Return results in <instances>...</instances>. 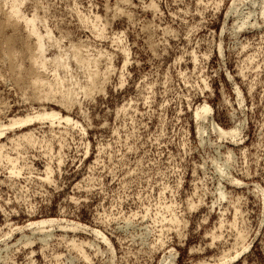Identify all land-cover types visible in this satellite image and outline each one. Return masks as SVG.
I'll return each mask as SVG.
<instances>
[{
	"label": "rangeland",
	"instance_id": "374dc122",
	"mask_svg": "<svg viewBox=\"0 0 264 264\" xmlns=\"http://www.w3.org/2000/svg\"><path fill=\"white\" fill-rule=\"evenodd\" d=\"M50 109L0 135V264H264V0H0V123Z\"/></svg>",
	"mask_w": 264,
	"mask_h": 264
},
{
	"label": "bare ground",
	"instance_id": "6f19581e",
	"mask_svg": "<svg viewBox=\"0 0 264 264\" xmlns=\"http://www.w3.org/2000/svg\"><path fill=\"white\" fill-rule=\"evenodd\" d=\"M3 4V3H2ZM14 7L15 6H13L12 8V10L10 11V13H8V14H10V15H7V17H11V16H17V13H16V7H15V9H14ZM4 11V10H3ZM7 12V11H6ZM18 12V11H17ZM15 13H16V15H15ZM6 17V18H7ZM19 18V17H18ZM32 21H34L33 20V18H30V19H27V23L26 24H28V23H31ZM9 21H7L6 23H8ZM13 22V21H12ZM21 22V21H20ZM26 22V21H25ZM256 23V22H255ZM25 24V23H24ZM29 25V24H28ZM31 25V24H30ZM32 26V25H31ZM33 27V26H32ZM4 28V27H3ZM33 29H34V27H33ZM32 30V29H31ZM34 31L35 30H33L32 32L34 33ZM32 33V34H33ZM36 33V32H35ZM34 33V34H35ZM47 33V32H46ZM35 36V35H34ZM37 38H36V40L37 41H34V42H36V45H38L39 43H40V38H39V35H38V33H37ZM41 36V35H40ZM14 37V36H13ZM16 37V36H15ZM16 39V38H15ZM30 39V38H29ZM8 42H15L14 41V38L12 39V37H9L8 39H6ZM17 42V41H16ZM39 42V43H38ZM40 45V44H39ZM42 45H40V46H37V47H41ZM35 47V46H34ZM36 47V48H37ZM12 47H10L8 50H7V55L8 56H14L13 54H14V51L15 50H12L11 49ZM32 49V48H31ZM38 49V48H37ZM36 49V50H37ZM30 50V49H29ZM39 50H40V48H39ZM39 50H37V52L39 51ZM17 51V50H16ZM16 51H15V53H16ZM34 51V50H33ZM29 52V51H28ZM40 52H41V50H40ZM24 53V52H23ZM32 53V52H31ZM30 53V55H32ZM29 54V53H28ZM37 54V53H36ZM16 55H17V53H16ZM38 55V54H37ZM36 55V56H37ZM7 56V57H8ZM36 56H34V57H36ZM40 56H42V55H40ZM39 55H38V57H40ZM97 56V55H96ZM5 57H6V54H5ZM6 57V58H7ZM9 57V58H10ZM29 57V56H28ZM31 57H33V55L31 56ZM30 58V57H29ZM28 58V59H29ZM43 58V57H42ZM61 58V57H60ZM4 59V58H3ZM34 59V58H33ZM46 58H44V60H45ZM93 59V58H92ZM43 60V61H44ZM94 60V59H93ZM33 60H31V62H32ZM35 61V60H34ZM42 61V60H41ZM53 61V60H52ZM30 62V61H29ZM62 62H64V61H62ZM58 63V62H57ZM65 63V62H64ZM33 64H35V62H33ZM32 64V65H33ZM40 64H43V63H40ZM59 64V63H58ZM66 64V63H65ZM65 64H64V66H65ZM31 65V64H30ZM56 65V64H55ZM60 65V64H59ZM59 65H57V66H59ZM62 66H63V64H61ZM13 66V65H12ZM42 66H44V65H42ZM19 67V66H18ZM56 67V66H55ZM15 68V67H14ZM31 68L33 69V66H31ZM66 68V67H65ZM25 69V68H24ZM93 69H94V67H93ZM92 69V70H93ZM98 69V68H97ZM31 70V69H30ZM96 70V69H95ZM18 71V70H17ZM31 72V71H30ZM41 72V71H40ZM89 72H91V71H89ZM95 71H93V73H94ZM98 73V72H97ZM30 75L32 74V73H29ZM37 74V73H36ZM36 74H34V76L36 75ZM40 74V73H39ZM91 74V73H90ZM95 74L96 73H94V76H95ZM105 74V73H104ZM33 75V74H32ZM91 75H93V74H91ZM33 76V77H34ZM40 76V75H39ZM93 76V77H94ZM36 77H38V76H36ZM41 78V77H40ZM56 78V77H55ZM35 79V78H34ZM39 79V78H38ZM42 79V78H41ZM36 80V84H37V79H35ZM35 80L34 81H32V82H35ZM58 80H59V77H58V79L57 80H54V81H56V82H54V81H52V83H51V81H48V82H50V84L49 85H47V87L49 86V94L53 91V93H55L54 92V90H59V89H56V88H58ZM31 81V80H30ZM41 80H39L38 82L41 84V85H43V82H40ZM58 82V83H57ZM38 83V84H39ZM34 85H35V83H33ZM39 84V85H40ZM33 85V86H34ZM40 85V86H41ZM59 85H60V83H59ZM38 87V86H37ZM45 88V87H44ZM70 88V87H69ZM35 89V88H34ZM38 89V88H37ZM37 89H36V91H37ZM42 89V88H41ZM43 90V89H42ZM41 92V91H40ZM57 92V91H56ZM42 93V92H41ZM45 94H46V90H45V92H44ZM43 93V94H44ZM52 93V94H53ZM44 94V95H45ZM40 95V94H39ZM55 95V94H54ZM68 95V94H67ZM41 97H43V96H41ZM51 97V96H50ZM37 98V97H36ZM44 98H46V97H44ZM54 98V97H53ZM47 99V98H46ZM50 99H52V98H50ZM56 99V98H55ZM68 104H69V102H68ZM203 107H206V106H203ZM201 108V107H200ZM199 108V109H200ZM208 108V107H207ZM202 109H205V110H207L206 108H202ZM199 111V110H198ZM197 111V112H198ZM200 111H202V110H200ZM199 111V112H200ZM208 111V110H207ZM206 111V112H207ZM203 112H205V111H202V112H200V113H202V115H203ZM208 113H209V111H208ZM207 113V114H208ZM197 115H198V113H196ZM200 115V114H199ZM201 116V115H200ZM204 116H205V114H204ZM202 118H203V116H202ZM42 121V120H47V121H49L50 123H54V122H57V123H60V122H64V123H70V124H73V125H77L78 126V122L76 121V120H73L71 117H69L68 115H63V114H61L60 112H58V111H56V110H54V109H50V110H41V111H34V112H32L31 114H28V115H25V117H20V118H17V117H10L9 119H8V123L7 124H2V123H0V135L1 134H3L4 133V131L5 130H8V129H11V128H13V127H23V126H25V125H29L30 123H32L33 121ZM201 120V119H200ZM61 124V123H60ZM52 126V125H51ZM235 126V125H234ZM80 128H82L81 126H80ZM200 129V128H199ZM217 131H218V134H219V136H223V137H225V136H231V137H233V136H235L234 135V133H235V131H236V127H232L231 129H229V130H224V129H222V128H219V129H216ZM238 131V130H237ZM236 131V132H237ZM11 161L13 160L11 157H8ZM221 169V168H220ZM48 170V169H47ZM10 172L12 173V174H19L21 171L19 170V169H16V167L13 165V167H12V169L10 170ZM222 172V171H221ZM46 173H48L47 171H46ZM232 178V177H231ZM223 180V179H222ZM223 197V196H222ZM44 223H48L49 224V226H53V223H55V224H57V225H60L61 226V223H60V221H52V219H47V220H40V222H36V223H34V222H32V223H29L28 224V226H31V229H33V230H35V229H43V228H45L46 226H44ZM51 223V224H50ZM65 227L67 226V227H71V228H82L80 225H78V224H74V223H66V225H64ZM27 227V226H26ZM85 227H83V229H84ZM98 234V232L97 231H95V230H93V234ZM7 236V235H6ZM103 238V240H105V242H106V238L104 237V236H102ZM242 248V247H241ZM238 254V253H237ZM235 257H236V255H235ZM226 259V258H225ZM209 264V263H208Z\"/></svg>",
	"mask_w": 264,
	"mask_h": 264
}]
</instances>
